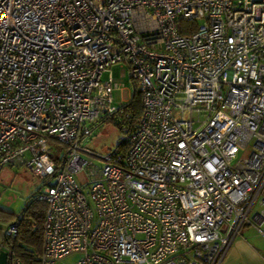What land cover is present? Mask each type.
I'll return each instance as SVG.
<instances>
[{"label": "built area", "instance_id": "2783aa9c", "mask_svg": "<svg viewBox=\"0 0 264 264\" xmlns=\"http://www.w3.org/2000/svg\"><path fill=\"white\" fill-rule=\"evenodd\" d=\"M119 62L136 117L132 94L113 102ZM111 118L98 154L86 144ZM5 165L41 181L30 264H222L243 227L264 236V0H0Z\"/></svg>", "mask_w": 264, "mask_h": 264}, {"label": "rangeland", "instance_id": "374dc122", "mask_svg": "<svg viewBox=\"0 0 264 264\" xmlns=\"http://www.w3.org/2000/svg\"><path fill=\"white\" fill-rule=\"evenodd\" d=\"M110 69L113 80L117 82L119 86L125 85L127 87L122 92L120 89H115L112 93L114 104L119 106L121 105V96L128 97L131 95L134 86L132 80L128 76L125 63L119 62L113 64ZM104 77L105 73L103 74V78ZM119 135V126L116 125L115 121L108 120L102 122L94 129L93 135L86 146L98 154H106L108 149L117 143ZM86 158L89 161H93V163L97 162L96 159L92 160L91 157L86 156ZM75 177L80 183H84L88 179L84 171L77 173ZM40 185L41 181L24 167L16 165L3 166L0 170V214H5L10 216V218L15 217L21 212L28 198ZM11 222L13 221H7L0 218V235L2 230H4ZM76 257V255H73V259H76Z\"/></svg>", "mask_w": 264, "mask_h": 264}, {"label": "trees", "instance_id": "16d2710c", "mask_svg": "<svg viewBox=\"0 0 264 264\" xmlns=\"http://www.w3.org/2000/svg\"><path fill=\"white\" fill-rule=\"evenodd\" d=\"M136 117L140 112V94L134 86L130 102L126 105ZM118 122L114 119H108ZM106 120V121H108ZM46 204L43 200L32 195L28 198L25 206L19 214L10 218L5 214H0V218L7 221H19L18 231L14 238L8 239L1 232L0 240L8 243L14 252L26 263H34L41 250L42 223L45 215Z\"/></svg>", "mask_w": 264, "mask_h": 264}, {"label": "crops", "instance_id": "0c3cea01", "mask_svg": "<svg viewBox=\"0 0 264 264\" xmlns=\"http://www.w3.org/2000/svg\"><path fill=\"white\" fill-rule=\"evenodd\" d=\"M76 259L70 255L58 264H76ZM222 264H264V236L251 227H243L231 243Z\"/></svg>", "mask_w": 264, "mask_h": 264}, {"label": "water", "instance_id": "95a60500", "mask_svg": "<svg viewBox=\"0 0 264 264\" xmlns=\"http://www.w3.org/2000/svg\"><path fill=\"white\" fill-rule=\"evenodd\" d=\"M6 262V253L4 251H0V264H5Z\"/></svg>", "mask_w": 264, "mask_h": 264}]
</instances>
